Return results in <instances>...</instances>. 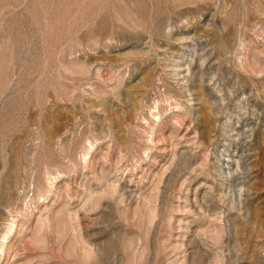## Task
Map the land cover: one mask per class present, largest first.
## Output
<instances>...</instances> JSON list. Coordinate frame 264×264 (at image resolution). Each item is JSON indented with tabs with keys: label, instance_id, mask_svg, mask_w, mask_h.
I'll list each match as a JSON object with an SVG mask.
<instances>
[{
	"label": "rangeland",
	"instance_id": "1",
	"mask_svg": "<svg viewBox=\"0 0 264 264\" xmlns=\"http://www.w3.org/2000/svg\"><path fill=\"white\" fill-rule=\"evenodd\" d=\"M0 264H264V0H0Z\"/></svg>",
	"mask_w": 264,
	"mask_h": 264
}]
</instances>
